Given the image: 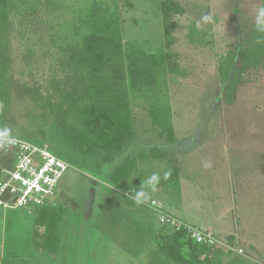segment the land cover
Segmentation results:
<instances>
[{"label": "rangeland", "instance_id": "rangeland-1", "mask_svg": "<svg viewBox=\"0 0 264 264\" xmlns=\"http://www.w3.org/2000/svg\"><path fill=\"white\" fill-rule=\"evenodd\" d=\"M161 1L120 0L124 41L149 51L165 44ZM177 1L185 7L183 15L172 18L175 42L169 47L185 72L172 76L170 83L177 142L169 145L161 138L148 111L132 105L130 98L133 136L109 161L103 150L84 155L75 134L57 123L46 101L35 99V93H44L51 56L42 52V32L34 20L15 22L9 33L12 99L0 130L47 144L71 166L55 204L34 207L33 213L0 206V264H143L157 243L152 231L143 229H161L158 214L133 205L123 185L112 184L110 176L127 157L151 154L155 148L166 157L138 159L129 187H142L173 159L184 177L191 172L206 190L199 197L208 208L204 216L214 218L233 206L227 225L246 233L251 243L237 238L243 252L233 245L232 256L245 264H264V61L241 75L233 103L226 99L219 73L226 55L258 41L256 16L264 0ZM9 157L5 163L10 168L15 160ZM149 192L169 213L181 214L172 193L162 187Z\"/></svg>", "mask_w": 264, "mask_h": 264}, {"label": "trees", "instance_id": "trees-1", "mask_svg": "<svg viewBox=\"0 0 264 264\" xmlns=\"http://www.w3.org/2000/svg\"><path fill=\"white\" fill-rule=\"evenodd\" d=\"M160 10L165 44L149 51L137 42L124 41L120 0H0V120L5 119L12 99L9 33L15 22L34 20L42 32V52L51 56L44 93H35V99L46 101L57 123L75 134L84 155L103 150L108 154L104 160L109 161L123 149L133 136L130 98L132 105L148 111L159 136L169 145L176 144L170 83L172 76H184L185 72L169 47L175 42L172 18L183 15L185 7L177 0H162ZM256 29L255 45L239 47L237 53L221 61L219 73L229 103L234 102L241 75L264 61V33ZM166 155L155 148L151 154L127 157L115 168L110 182L123 185L124 195L136 207L150 208L134 203L132 197L139 188L129 187L127 182L138 159H163ZM173 162L169 159L164 170L170 177L162 178L157 187L179 199L180 171ZM143 230L152 231L157 240L143 264H245L243 258L232 256L231 248L195 242L187 229L176 231L162 225L157 231L152 226Z\"/></svg>", "mask_w": 264, "mask_h": 264}, {"label": "built area", "instance_id": "built-area-1", "mask_svg": "<svg viewBox=\"0 0 264 264\" xmlns=\"http://www.w3.org/2000/svg\"><path fill=\"white\" fill-rule=\"evenodd\" d=\"M9 140L11 143L0 145L15 151L16 160L13 167L5 170L0 179V206L31 211L34 207L55 202L60 181L70 168V163L56 155L47 144H38L11 135ZM146 204L158 214L161 225L176 231L187 229L189 236L197 243L236 249L214 233L169 213L159 200L153 198ZM237 251L243 252L241 248Z\"/></svg>", "mask_w": 264, "mask_h": 264}, {"label": "crops", "instance_id": "crops-1", "mask_svg": "<svg viewBox=\"0 0 264 264\" xmlns=\"http://www.w3.org/2000/svg\"><path fill=\"white\" fill-rule=\"evenodd\" d=\"M0 131H3V130H0ZM190 154L191 153H189V155ZM9 156L13 157L14 160H16L15 151L6 149L5 147L0 145V179L3 176V172L7 169H11L14 165L13 164L10 168L6 166L5 162L8 159H10ZM179 165H180L179 167H181V163ZM179 171H180V182H181V196L177 202H178V205L179 203L181 205L180 206L181 214L176 215V216L198 228L214 233L220 239L224 241L227 240V242L230 245H236L237 238L240 240V242H243L245 244L251 243V240H249L248 236L245 235L246 233L238 234V231H236V228L233 229L230 227V225H227L228 220L226 219V216L228 213H231L232 215L233 213L232 205L231 207L229 206L226 207L225 210L224 209L220 210V213H219L220 216L217 214L212 215V217L214 218H210V216H204V215H207L208 211L206 210L208 208L202 203L200 196H202L203 194H206V190H204V187L201 186V184L196 181V178L192 176L191 172H187V175L184 177L181 174L180 169ZM56 199H55V202H56ZM55 202L50 203V204H45V205L55 204ZM41 206H44V205H41ZM3 209H6V208H3ZM26 211L28 213H33L34 208L31 211H28V210ZM194 211L201 212V214L200 215L194 214ZM234 216L235 215L233 214L232 219L235 221ZM228 238L229 239L234 238V240H231V242H229ZM235 247L238 248L239 246L236 245Z\"/></svg>", "mask_w": 264, "mask_h": 264}, {"label": "clouds", "instance_id": "clouds-1", "mask_svg": "<svg viewBox=\"0 0 264 264\" xmlns=\"http://www.w3.org/2000/svg\"><path fill=\"white\" fill-rule=\"evenodd\" d=\"M205 20L210 19L209 17H204ZM256 23L259 31L264 32V7L260 8L257 12ZM10 129L5 128L3 131H0V144L11 143L9 140ZM210 163L205 164V167H210ZM171 173L169 171H164L161 176L160 172H153L146 180L143 181V186L137 190L133 195L134 203L137 206L147 203L151 199V192L157 190V186L160 184L161 179L167 180L170 177Z\"/></svg>", "mask_w": 264, "mask_h": 264}]
</instances>
